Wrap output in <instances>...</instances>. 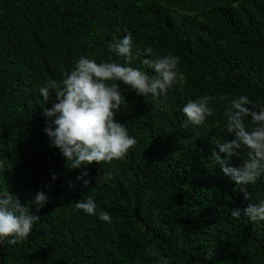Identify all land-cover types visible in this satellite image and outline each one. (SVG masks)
Wrapping results in <instances>:
<instances>
[{"label": "trees", "instance_id": "obj_1", "mask_svg": "<svg viewBox=\"0 0 264 264\" xmlns=\"http://www.w3.org/2000/svg\"><path fill=\"white\" fill-rule=\"evenodd\" d=\"M126 35L130 65L108 50ZM148 47L179 58L166 93L145 97L109 82L126 97L115 119L137 143L122 160L66 168L44 131L52 103L43 104L40 87L62 81L80 57L152 76L142 63ZM241 95L264 106V0H0V160L12 165L0 168V197H50L28 238L0 242V264H158L150 247L170 264H264V221L231 217L264 201V175L245 200L213 155L225 157L224 112ZM203 96L213 98V115L184 127L182 108ZM243 159L244 151L230 164ZM85 170L87 188L76 179ZM89 197L96 215L74 210Z\"/></svg>", "mask_w": 264, "mask_h": 264}, {"label": "clouds", "instance_id": "obj_2", "mask_svg": "<svg viewBox=\"0 0 264 264\" xmlns=\"http://www.w3.org/2000/svg\"><path fill=\"white\" fill-rule=\"evenodd\" d=\"M110 53L132 60V37L126 35L122 39L108 44ZM146 57L142 63L151 69L154 75L149 76L140 69L114 62L97 63L93 59L80 57L74 69L65 73V78L57 83L48 81L40 87L39 93L43 104L52 103V107H43L42 115L46 118L44 131L48 135L51 147L58 148L66 160V168L86 169L95 162L110 163L125 158L128 150L137 140L128 134L124 124L116 121L122 103V96L117 83L122 82L138 95L157 97L167 92L178 81L177 64L179 58L173 55L159 56L152 47L144 50ZM54 94V99H53ZM213 98L203 96L197 100H189L182 112L186 117L184 127L189 124L198 126L213 115L209 106ZM223 99V98H222ZM226 132L231 137L223 143H217L220 153L213 152L218 165L225 176L235 182L245 200H250L247 186L255 184L264 175V106L259 107L245 95L232 99L224 112ZM250 117L248 124L245 118ZM246 152L239 166H231V158H240ZM12 167L6 160H0V168ZM85 170L77 176L85 188L92 182ZM52 175V180L56 179ZM99 177L96 179L98 182ZM104 180L112 179L107 173ZM70 187L74 185L69 183ZM234 189V190H236ZM50 197L44 192H37L27 203H22L17 195L5 193L0 197V242L7 240L15 245L29 237L33 225L39 220L37 213L49 203ZM96 203L90 197L75 203L74 210H82L86 214L96 215ZM241 215L251 222L264 221V201L258 204L249 203L245 208L231 209V217L239 219ZM99 219L111 223L107 212H100ZM151 257H159L158 264H170L168 258L160 255L159 250L148 248L145 253ZM213 258V251H208L206 260Z\"/></svg>", "mask_w": 264, "mask_h": 264}]
</instances>
